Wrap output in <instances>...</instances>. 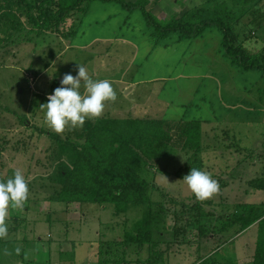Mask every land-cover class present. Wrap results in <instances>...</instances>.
Listing matches in <instances>:
<instances>
[{
    "label": "rangeland",
    "instance_id": "1",
    "mask_svg": "<svg viewBox=\"0 0 264 264\" xmlns=\"http://www.w3.org/2000/svg\"><path fill=\"white\" fill-rule=\"evenodd\" d=\"M189 1L188 7L205 0ZM182 4L178 0V6H173L172 0H164V4L154 6L152 12L164 21L174 16L171 13ZM16 6L12 3V11L28 29L26 16L20 14ZM6 7L10 5L0 0V9ZM147 24L138 8L128 9L115 1L92 0L78 31L69 40L47 33L29 42L24 40L25 33H21L17 43L0 50V180H7L20 170L29 187L23 208L9 209L8 235L0 238V264H98L99 245L121 239L131 230L132 223L149 211L148 205L155 221L160 223L162 218L166 222L167 217L159 211V204L164 207V202L168 203L176 210L180 200L190 204L198 202L182 181L186 165L195 167L198 162H188L191 152L176 145L168 146L156 166L139 160L140 172L155 187L148 194V203H129L118 213L109 203L55 200L61 195L59 168L67 162L62 154L63 145L87 140L90 123H84L83 127H66L58 134L62 140L55 141L45 133L55 132L45 124L40 105L60 86L65 74L76 75L77 63L83 65L93 79L109 78L117 94L115 101L106 102L102 114L110 112L109 116L115 118L149 114L163 115L168 120L198 118L202 121L201 169L208 171L220 185L212 198L200 201L205 209L215 211L209 216L212 228L207 231L208 236L202 237L197 223H186L187 228L168 251L166 244H159L158 249L164 252L154 264H199L198 260L210 255L211 264L253 263L257 221L245 228L235 226L224 237L212 233L214 223L217 228L222 225L220 215L239 209L233 205L264 200V189L250 185L253 178L264 177V73L233 65L223 54L222 34L214 27L193 38H177V34L160 38L159 46L152 50V40L155 35L159 36ZM237 27L240 38L245 34L250 36L252 51L261 50L264 54V1L256 10H247L241 15ZM0 30L14 31L12 26L1 24ZM113 34L128 36L133 42L124 47L118 44L116 49L100 54L94 50L81 54L75 49H65V41L81 44L94 35ZM92 54L99 55L91 61L86 59ZM129 58L135 61L132 67L127 64ZM130 67L127 74H133L136 80L160 78L150 81L147 88L149 91L154 88L160 95L158 100H164V111L157 107L155 112L128 113L126 109L130 105L139 104L141 87L125 93L126 88L117 80L122 69ZM35 74H39L36 79ZM123 162L125 160L120 164ZM14 214L24 220L19 225L16 222L18 227L10 230L15 225ZM130 248L134 250L133 246ZM152 252H147L144 246L138 252L129 253L125 264H149L147 258Z\"/></svg>",
    "mask_w": 264,
    "mask_h": 264
},
{
    "label": "trees",
    "instance_id": "2",
    "mask_svg": "<svg viewBox=\"0 0 264 264\" xmlns=\"http://www.w3.org/2000/svg\"><path fill=\"white\" fill-rule=\"evenodd\" d=\"M91 1L2 0L10 7L0 9V24L12 26L14 31L5 33L0 30V50L11 43H17L18 34L21 33H25L24 40L29 42L47 33H56L69 40L78 31L81 18L88 10ZM102 1H115L128 9L138 8L147 25L152 27L159 36L155 35V40H152L153 47L160 44L158 39L171 37L172 34H177V38H193L200 36L206 29L214 27L221 32L222 52L233 65L241 69L255 68L264 73L263 51H252L249 45L251 42L248 41L250 36L245 34L244 38H240L237 27L240 16L247 10H256L264 0H205L200 4L190 5L180 17L171 16L164 21L152 12V8L159 0ZM12 3H16L20 14L26 16L30 26L28 29L25 28L20 17L12 11ZM206 4L212 5L209 7ZM86 123H90L89 134L83 143L72 141L71 144L66 143L64 146L60 142L64 150L62 154L67 162L64 167L59 168L61 195L55 199L56 201L109 203L114 205L118 213L123 212L129 203H148V194L155 187L140 172L142 166L139 160L142 159L145 165L156 166L170 145L189 150L191 155L187 161L198 162L195 168L201 169L203 165L200 157L203 148L202 121L198 118L168 120L149 117H107ZM94 123H100V125ZM178 124L180 126L175 127ZM170 126L172 128H168ZM45 133L55 141L62 140L58 134L47 131ZM121 160L125 162L120 164ZM186 166L188 168L185 175L191 167H194ZM250 185L264 189V177L253 178ZM180 201L179 205L176 203L178 206L176 210L175 207H169L168 203L164 202V207L159 204L161 209H164L159 211L167 217L166 222L162 218L160 223L155 221L151 214L152 209L148 205L149 211H146L141 219L132 223L131 230L126 231L121 239L107 240L99 245L98 264L107 262L125 264L129 253L138 252L144 246L147 252L153 251L147 261L149 264H154L160 260L164 252L158 249L159 244H166V251H168L172 244L177 243V236L183 234L181 232L187 228L186 223H197L199 234L202 237L208 236L207 231L212 228L208 223L212 221L209 216H212L215 211L205 209L200 201L195 204ZM233 206L239 209L233 213L220 215L218 218L222 220V225L217 228L214 223L213 235L224 237L235 226L240 225L241 228H245L257 221V244L252 264H264V200L260 203ZM23 220L14 214L15 225L11 226L10 230L16 229ZM131 246L134 247L133 251ZM210 256L203 258L199 264H211Z\"/></svg>",
    "mask_w": 264,
    "mask_h": 264
},
{
    "label": "clouds",
    "instance_id": "3",
    "mask_svg": "<svg viewBox=\"0 0 264 264\" xmlns=\"http://www.w3.org/2000/svg\"><path fill=\"white\" fill-rule=\"evenodd\" d=\"M116 95L108 79H93L87 69L77 63L76 75L65 74L60 86L48 94L47 102L40 108L47 127L59 134L66 127H83L87 119L99 118L106 102L115 101ZM182 181L197 201L210 199L220 190L218 181L208 171L195 167H191ZM28 197V180L20 170L7 180H0V238L8 235L9 209H22Z\"/></svg>",
    "mask_w": 264,
    "mask_h": 264
},
{
    "label": "crops",
    "instance_id": "4",
    "mask_svg": "<svg viewBox=\"0 0 264 264\" xmlns=\"http://www.w3.org/2000/svg\"><path fill=\"white\" fill-rule=\"evenodd\" d=\"M179 1L183 2L182 6L178 7V9H176V12L173 11L171 13L172 15H174L176 17H180L182 15V13L188 8V3L190 2L189 0H179ZM172 2H173V6H178L177 5L178 0H172ZM162 4H164V0H159V3H157L155 6H157V5L161 6ZM191 5H193V4H191ZM132 42H133L132 38L125 36V35H122V34L121 35L120 34H113L112 36L94 35L86 43L77 44L75 42L69 43L68 41H65V44H66L65 49L66 50L75 49L77 53H81V54L86 53V50H92V51L94 50V52L100 54L103 52H108L111 48L116 49L118 44H120L122 47H124L126 45L132 44ZM95 47H96V49H94ZM155 47H157V46H155ZM155 47H153V44H152V48H153L152 50H154ZM61 51H63V50H61ZM99 54H92V56H86V59H90V61H91V59L93 57H98ZM134 62L135 61L133 58H129V61L127 64H131V67H132L134 65ZM48 66H46V67H48ZM131 67L122 69V72L118 74V80H117L123 85V89L126 88L125 93H130L133 89L137 90L141 87V89H139L140 94H139V98H138V100H140V102H139V104L134 102V104L130 105V107L126 109L128 111V113H130V111L131 112H140V113L145 112V111L155 112L154 109L157 107L161 111H164V100L162 99V102L160 99L158 100V98H160L159 97L160 95L157 94V92H155L154 88L150 91L148 90L150 88H147V86L150 84V81L159 80L160 78L157 76H154L151 78L147 77V79L136 80V78L133 76V74H127V71H129L131 69ZM39 74H37V75L35 74L34 78L36 79L39 76ZM102 77H107V76L103 75ZM152 99H154L155 101H152ZM159 102H161V103H159ZM161 106H163V107H161ZM109 114H110V112L109 113L106 112V114L105 113L102 114V118H107V117L115 118V117L109 116ZM127 117H131V116L128 115ZM127 117H125V118H127ZM145 117L166 119V118H164L163 115H161V117L160 116L155 117V116H151L149 114H145L144 116H141V117H131V118H145ZM99 119H100V117H99ZM96 120H97V118L87 119L85 121V123L88 121L95 122ZM201 260H198V261H201Z\"/></svg>",
    "mask_w": 264,
    "mask_h": 264
}]
</instances>
